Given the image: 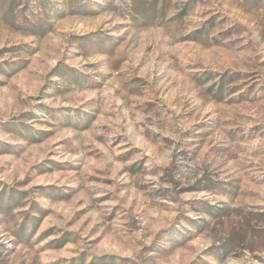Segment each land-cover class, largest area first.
<instances>
[{
	"label": "rangeland",
	"instance_id": "374dc122",
	"mask_svg": "<svg viewBox=\"0 0 264 264\" xmlns=\"http://www.w3.org/2000/svg\"><path fill=\"white\" fill-rule=\"evenodd\" d=\"M0 264H264V0H0Z\"/></svg>",
	"mask_w": 264,
	"mask_h": 264
},
{
	"label": "trees",
	"instance_id": "16d2710c",
	"mask_svg": "<svg viewBox=\"0 0 264 264\" xmlns=\"http://www.w3.org/2000/svg\"><path fill=\"white\" fill-rule=\"evenodd\" d=\"M13 2H15V0H10V3H13Z\"/></svg>",
	"mask_w": 264,
	"mask_h": 264
}]
</instances>
